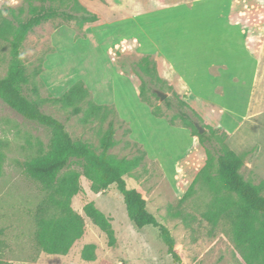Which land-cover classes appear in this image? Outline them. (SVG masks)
I'll list each match as a JSON object with an SVG mask.
<instances>
[{"label":"rangeland","instance_id":"obj_1","mask_svg":"<svg viewBox=\"0 0 264 264\" xmlns=\"http://www.w3.org/2000/svg\"><path fill=\"white\" fill-rule=\"evenodd\" d=\"M23 1L0 0V11L8 6L17 12ZM79 3L100 20L79 29L58 18L33 29L23 43L27 73L42 69L33 80L39 98H58L81 81L96 104L115 108L116 145L109 154L132 159L144 153L141 166L125 180L169 230L181 264H245L229 225L221 221L213 226L204 216L212 199L207 187L197 182L185 196L207 157L189 128L178 120L174 125L169 122L177 110L175 92L207 125L219 129L218 136L243 161L244 180L253 185L264 181V0ZM233 19L244 26V33L249 28L253 37ZM9 49L7 42H0V78L7 71ZM146 56L156 62L163 80L149 85L143 96L148 103L139 97L136 75ZM162 63L172 69L170 81L160 76ZM30 87L25 89L28 97ZM156 91L167 98L160 102ZM167 99L173 107H167ZM43 111L61 121L73 140L94 147L110 119L83 123L79 116L68 117L50 104H43ZM153 111L161 116L155 117ZM48 140L46 129L25 121L0 101L5 155L0 176V264H174L156 229H137L129 221L114 186L95 194L84 177L80 178L84 192L71 200L72 209L83 218V236L65 256L38 251L32 215L43 192L24 174L22 164L36 155L39 141L45 145ZM211 173H216V166ZM89 202L111 220L114 246H108L104 233L83 214ZM86 245L95 247L93 261L81 256Z\"/></svg>","mask_w":264,"mask_h":264},{"label":"trees","instance_id":"obj_2","mask_svg":"<svg viewBox=\"0 0 264 264\" xmlns=\"http://www.w3.org/2000/svg\"><path fill=\"white\" fill-rule=\"evenodd\" d=\"M62 6H67V9H62ZM58 18L66 23L73 22L79 29L100 20L96 13L83 7L79 0H24L17 12L8 6L0 11V42H7L10 48L7 71L0 78V101L25 121L49 133L47 144L39 141L36 155L22 164L24 174L38 184L43 192L32 215L35 248L47 255L65 256L83 236L84 221L72 209L71 200L84 192L80 185V178L84 177L95 194L114 186L122 197L129 221L137 229H156L173 263L181 264L169 230L148 211L142 194L137 189L128 188L125 180V177L141 166L144 153L132 159H118L109 154V150L116 145L115 108L96 104L81 81L74 83L58 98H39L33 80L41 74L42 69L39 66L28 74L21 50L33 29ZM139 69L136 72L140 82L139 97L148 103L143 96L149 85L153 80H163L157 75L156 62L149 56L141 59ZM28 85H31L28 90L32 97L25 95ZM168 87L171 88L170 85ZM173 96L177 110L169 124L174 125L178 120L189 128L192 136L197 137L199 144L205 148L207 157L204 167L185 196L197 182L207 187L212 199L204 216L213 226L221 221L229 225L232 241L245 264H264V181L259 185L245 181L240 174L243 161L218 136L219 129L207 125L184 97L175 92ZM43 104L67 112L68 117L79 116L83 123L103 124L110 118L98 147L88 141L73 140L61 121L43 111ZM165 104L168 108L174 106L169 99ZM152 114L155 117L161 116L158 111ZM200 128L206 132L199 134ZM4 158L0 143V176ZM213 166H216L215 174L211 173ZM82 211L104 233L108 246H114L116 240L111 220L93 202L86 203ZM94 249L93 245H86L81 252L83 260L93 261Z\"/></svg>","mask_w":264,"mask_h":264},{"label":"crops","instance_id":"obj_3","mask_svg":"<svg viewBox=\"0 0 264 264\" xmlns=\"http://www.w3.org/2000/svg\"><path fill=\"white\" fill-rule=\"evenodd\" d=\"M234 21V22H233ZM233 23H236L242 30H243V33H244V29H243V27L244 26H242V25H240L239 23H237L236 22V20L235 19H233ZM245 33H247V36L248 37H250V38H252L253 36H252V34H251V32H249V28L247 29V31L245 32ZM244 33V34H245ZM160 76H161V78H163L164 80H171V79H173V73H172V69H170V67L169 66H167V64L166 63H162L161 64V67H160Z\"/></svg>","mask_w":264,"mask_h":264},{"label":"water","instance_id":"obj_4","mask_svg":"<svg viewBox=\"0 0 264 264\" xmlns=\"http://www.w3.org/2000/svg\"><path fill=\"white\" fill-rule=\"evenodd\" d=\"M156 96L159 98V101L162 102L167 98V94L161 93L159 91L155 92ZM204 130L203 129H199V134H203Z\"/></svg>","mask_w":264,"mask_h":264}]
</instances>
